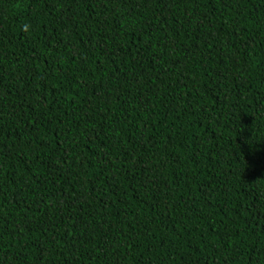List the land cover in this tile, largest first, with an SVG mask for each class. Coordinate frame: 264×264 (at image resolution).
<instances>
[{
	"label": "trees",
	"instance_id": "1",
	"mask_svg": "<svg viewBox=\"0 0 264 264\" xmlns=\"http://www.w3.org/2000/svg\"><path fill=\"white\" fill-rule=\"evenodd\" d=\"M0 264H264V0H0Z\"/></svg>",
	"mask_w": 264,
	"mask_h": 264
}]
</instances>
